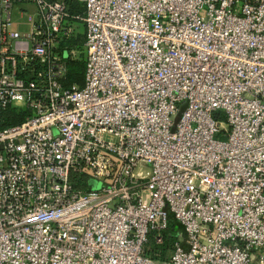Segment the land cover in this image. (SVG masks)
<instances>
[{
	"label": "built area",
	"instance_id": "obj_1",
	"mask_svg": "<svg viewBox=\"0 0 264 264\" xmlns=\"http://www.w3.org/2000/svg\"><path fill=\"white\" fill-rule=\"evenodd\" d=\"M8 107L0 264H264V0H0Z\"/></svg>",
	"mask_w": 264,
	"mask_h": 264
},
{
	"label": "trees",
	"instance_id": "obj_2",
	"mask_svg": "<svg viewBox=\"0 0 264 264\" xmlns=\"http://www.w3.org/2000/svg\"><path fill=\"white\" fill-rule=\"evenodd\" d=\"M70 9L71 12L74 13L75 11L79 12V7L75 2L70 3ZM82 33L79 35L73 37L70 42L68 43L69 48H79V46L82 44ZM83 73H84V61H80L79 59H68L67 60V72L64 79L65 85H70L73 82L81 84L83 82ZM25 116V112L22 110H17L13 107H8L2 111H0V127H6L15 123L20 122ZM72 184L77 189H85L88 182V178L84 175H73L71 178ZM84 188H83V187ZM81 187V188H79ZM171 220L178 226H180L176 220L170 215L168 219V226L167 228L161 232L162 235V243L160 245H156L160 249V258L164 257L165 251L167 252L170 249V246L172 245L173 241L176 239L178 235L172 234L173 230L170 229ZM172 225V224H171ZM181 227V226H180ZM182 228V227H181ZM156 231H152L149 235L150 238H155L157 236ZM155 242V240H154ZM159 258V257H158Z\"/></svg>",
	"mask_w": 264,
	"mask_h": 264
},
{
	"label": "rangeland",
	"instance_id": "obj_3",
	"mask_svg": "<svg viewBox=\"0 0 264 264\" xmlns=\"http://www.w3.org/2000/svg\"><path fill=\"white\" fill-rule=\"evenodd\" d=\"M78 29H80L81 28V26H78L77 27ZM80 34V33H79ZM79 34H77V35H79ZM76 55H79V60L80 61H83V54H76ZM63 56L64 57H67L68 56V50H65L64 52H63ZM186 107V101H183V102H181L179 105H178V108H179V111H178V113H177V118H178V116L181 114V112L184 110V108ZM176 118V119H177ZM142 165H143V168H145L146 170L149 168V166H150V162L149 161H144L143 163H142ZM139 171V170H138ZM98 183V182H97ZM95 186H97V184L95 183ZM100 186H101V183H100ZM83 187V186H82ZM79 188H81V187H79ZM84 188V187H83ZM90 189H92L91 187H90V185L89 184H87V186H86V188L85 189H83V190H90ZM170 223V222H169ZM168 222H167V226H168V224H169ZM172 224V225H171ZM171 224H170V229H172L173 230V232H172V234H176V235H178L179 237H182L183 236V230H182V228L180 227V226H178V225H176L172 220H171ZM154 240H155V238H150L149 240H148V243L146 244V251H148L154 258H160L161 256H159L160 255V249L158 248V247H160V246H158V247H156V245H160L161 243H157L156 242V240H155V242H154ZM163 241H164V239H163ZM168 253V251L166 252L165 251V253L163 254V255H165V254H167Z\"/></svg>",
	"mask_w": 264,
	"mask_h": 264
},
{
	"label": "water",
	"instance_id": "obj_4",
	"mask_svg": "<svg viewBox=\"0 0 264 264\" xmlns=\"http://www.w3.org/2000/svg\"><path fill=\"white\" fill-rule=\"evenodd\" d=\"M95 183L97 184V186H95ZM89 185H90V187L92 188V189H97V188H99L100 187V183L98 182H96L95 180H93V179H90V181H89Z\"/></svg>",
	"mask_w": 264,
	"mask_h": 264
},
{
	"label": "crops",
	"instance_id": "obj_5",
	"mask_svg": "<svg viewBox=\"0 0 264 264\" xmlns=\"http://www.w3.org/2000/svg\"><path fill=\"white\" fill-rule=\"evenodd\" d=\"M75 12H78V11H75ZM75 12H74V13H75ZM80 30H81V32H83V27H81Z\"/></svg>",
	"mask_w": 264,
	"mask_h": 264
}]
</instances>
